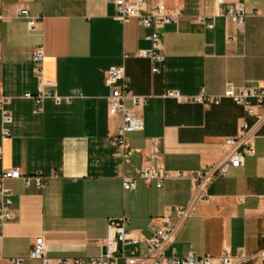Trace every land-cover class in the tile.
Returning a JSON list of instances; mask_svg holds the SVG:
<instances>
[{"label":"crops","instance_id":"1","mask_svg":"<svg viewBox=\"0 0 264 264\" xmlns=\"http://www.w3.org/2000/svg\"><path fill=\"white\" fill-rule=\"evenodd\" d=\"M143 2L144 15L156 7L181 12L160 29L164 62L157 74L149 59L137 57L151 46L150 30L136 18L117 21L115 0H0V100L9 99L4 108L12 116L4 138L0 111V172L47 178L41 188L5 181L14 218L0 227V264L13 258L41 264L27 259L39 237L53 260L98 257L110 221L126 217L133 236L148 238L164 215L178 225L167 255L172 249L180 257L243 253V264H264L258 255L264 250V103L256 105V116L245 117L255 154L199 189L192 175L220 163L225 139L238 134L243 108L231 99L204 105L164 97L166 91L220 96L228 85L264 86V0ZM237 4L247 11L241 26L224 16ZM20 9L39 18L35 30ZM38 50L41 72L32 63ZM119 66L129 80L125 105L144 121L143 131L128 134L129 157L113 144L121 117L109 114L106 73ZM40 90L70 101L38 105L24 97ZM133 97L147 102L135 105ZM150 166L185 176L162 188L137 179L133 190L124 191V177ZM177 209H186V217L179 218Z\"/></svg>","mask_w":264,"mask_h":264},{"label":"built area","instance_id":"2","mask_svg":"<svg viewBox=\"0 0 264 264\" xmlns=\"http://www.w3.org/2000/svg\"><path fill=\"white\" fill-rule=\"evenodd\" d=\"M115 7V19L120 23L127 24L136 18L139 19L144 28L150 30L146 35V39L150 42L151 46L148 50L139 52L137 57L149 59L152 64V73H159L160 65L164 62V56L161 53L160 29L165 23L175 22L181 16V12L156 7L151 15H144L143 0H115ZM19 13L28 20L30 31L35 30L39 18L31 17L29 11L26 9H20ZM246 14L245 7L237 4L228 7L224 16L241 26L244 23ZM198 21L203 22L204 17H199ZM213 26L214 24L212 23L209 25V28H213ZM125 57L127 58V55ZM43 59L44 55L41 50L33 54L32 63L39 72H41ZM106 83L111 91L109 96V114L121 117V125L117 135L113 139V144L122 150L124 157H129L133 154V150L130 147L128 134L143 131L144 121L141 117L130 112L125 105V100L131 96V93L124 67H114L107 71ZM41 84L43 86H53L52 83L43 80ZM24 97L35 101L38 105L45 99H52L56 104H60L62 101H70L68 97L62 98L44 90H40L36 95L27 93ZM164 97L173 98L181 102H194L204 105H219L223 99H231L243 108L244 119L239 126L238 134L225 139L220 163L192 175L191 178L197 188L204 189L216 178L225 176L230 169L242 167L245 156L255 154L252 128L245 121V117L256 116V105L264 103V86L235 89L232 85H228L223 95L220 96L207 95L203 90L195 97L182 96L178 91H166ZM8 102L9 99L5 97L0 100V111L3 116L2 135L4 138L10 136L9 126L12 123L11 114L4 108ZM133 102L135 105L145 104L147 98L133 97ZM2 153V147L0 146V160L2 159ZM184 176L185 174L179 171L172 173L160 166H150L143 168L138 176L124 177L122 185L124 191H130L135 188L137 179H141L147 185L155 183L157 188H162L165 181ZM18 179H22L27 187L33 181L39 188L43 187L47 180L42 174L33 176L22 175L18 169L1 171L0 227L14 218L12 210L13 192L5 186V181ZM186 215V209H177V216L179 218H184ZM158 222L159 224L153 230L152 236L145 238L143 236L135 237L128 231L129 219L126 217L110 221L108 224V236L104 241L105 251L98 257L60 258L53 260L47 256L46 244L39 237L34 240L27 259L39 260L41 264H243L248 259L243 253L233 256L228 252H224L218 257L210 255L196 256L192 252H189L186 256L180 257L174 249H172L170 255H167L166 249L173 242L178 225L172 221L169 215H164L158 219ZM138 252L140 253L139 255H137ZM258 255L264 258V250L260 251ZM24 260L25 258H13L9 260V264H22Z\"/></svg>","mask_w":264,"mask_h":264},{"label":"rangeland","instance_id":"3","mask_svg":"<svg viewBox=\"0 0 264 264\" xmlns=\"http://www.w3.org/2000/svg\"><path fill=\"white\" fill-rule=\"evenodd\" d=\"M6 2V1H5Z\"/></svg>","mask_w":264,"mask_h":264}]
</instances>
